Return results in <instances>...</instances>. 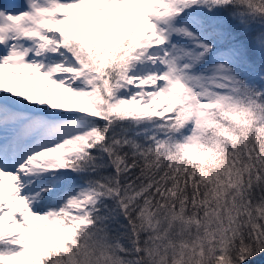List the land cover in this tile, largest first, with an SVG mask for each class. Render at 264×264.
I'll return each mask as SVG.
<instances>
[{"label":"snow or ice","instance_id":"snow-or-ice-1","mask_svg":"<svg viewBox=\"0 0 264 264\" xmlns=\"http://www.w3.org/2000/svg\"><path fill=\"white\" fill-rule=\"evenodd\" d=\"M0 264H264V0H0Z\"/></svg>","mask_w":264,"mask_h":264}]
</instances>
